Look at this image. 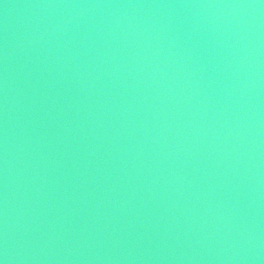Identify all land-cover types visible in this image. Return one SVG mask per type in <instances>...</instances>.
<instances>
[{
  "label": "water",
  "instance_id": "95a60500",
  "mask_svg": "<svg viewBox=\"0 0 264 264\" xmlns=\"http://www.w3.org/2000/svg\"><path fill=\"white\" fill-rule=\"evenodd\" d=\"M0 264H264V0H0Z\"/></svg>",
  "mask_w": 264,
  "mask_h": 264
}]
</instances>
